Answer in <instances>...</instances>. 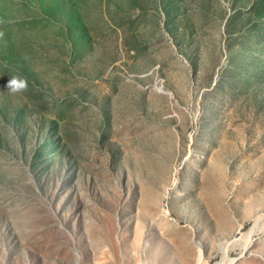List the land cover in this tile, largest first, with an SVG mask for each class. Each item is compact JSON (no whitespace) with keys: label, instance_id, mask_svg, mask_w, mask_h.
I'll use <instances>...</instances> for the list:
<instances>
[{"label":"rangeland","instance_id":"374dc122","mask_svg":"<svg viewBox=\"0 0 264 264\" xmlns=\"http://www.w3.org/2000/svg\"><path fill=\"white\" fill-rule=\"evenodd\" d=\"M230 263L264 264V0H0V264Z\"/></svg>","mask_w":264,"mask_h":264},{"label":"clouds","instance_id":"9594fccd","mask_svg":"<svg viewBox=\"0 0 264 264\" xmlns=\"http://www.w3.org/2000/svg\"><path fill=\"white\" fill-rule=\"evenodd\" d=\"M6 87L13 93L21 92L27 89V80L26 78L22 79L18 76H13L8 80Z\"/></svg>","mask_w":264,"mask_h":264},{"label":"bare ground","instance_id":"6f19581e","mask_svg":"<svg viewBox=\"0 0 264 264\" xmlns=\"http://www.w3.org/2000/svg\"><path fill=\"white\" fill-rule=\"evenodd\" d=\"M199 254H200V252H199ZM233 262V261H232ZM231 264V263H230Z\"/></svg>","mask_w":264,"mask_h":264}]
</instances>
